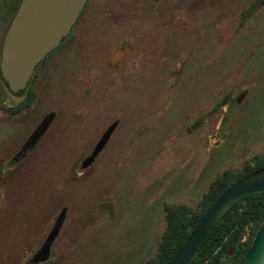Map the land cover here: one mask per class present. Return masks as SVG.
Returning a JSON list of instances; mask_svg holds the SVG:
<instances>
[{"label":"rangeland","instance_id":"374dc122","mask_svg":"<svg viewBox=\"0 0 264 264\" xmlns=\"http://www.w3.org/2000/svg\"><path fill=\"white\" fill-rule=\"evenodd\" d=\"M17 1L0 0V31ZM90 1L76 34L60 44L63 77L53 75L49 92L40 87L30 109L27 128L47 111L56 116L29 173L0 182V264H26L62 206L59 240L39 264H142L155 256L165 204L197 208L211 181L264 154V5L242 18L253 0ZM92 14L99 29L80 34ZM93 45L123 65L111 79L96 73L104 55ZM79 49L93 67L80 65ZM66 74H76V85L64 96ZM115 119L107 143L82 168ZM15 132L1 126L0 151L15 148ZM3 163L0 173L11 171ZM26 225L29 248L20 240Z\"/></svg>","mask_w":264,"mask_h":264},{"label":"water","instance_id":"95a60500","mask_svg":"<svg viewBox=\"0 0 264 264\" xmlns=\"http://www.w3.org/2000/svg\"><path fill=\"white\" fill-rule=\"evenodd\" d=\"M87 0H20L5 32L0 58V71L5 84L14 93L26 86L35 65L51 51L68 33ZM236 98L238 104L244 96ZM54 116L46 114L34 127L15 155L16 160L25 156L43 135ZM116 123L110 124L101 134L91 152L80 166H89L107 142ZM264 191V168L251 171L227 186L206 210L181 247L167 264H186L205 234L242 195ZM66 213L63 207L54 220L48 235L26 264H36L48 259L50 246ZM237 264H264V218L251 244Z\"/></svg>","mask_w":264,"mask_h":264},{"label":"trees","instance_id":"16d2710c","mask_svg":"<svg viewBox=\"0 0 264 264\" xmlns=\"http://www.w3.org/2000/svg\"><path fill=\"white\" fill-rule=\"evenodd\" d=\"M19 1L14 5L13 12ZM262 5L264 0H253L240 12L241 17H247ZM223 103L222 99L215 107ZM261 168H264V154L245 162L237 172L224 171L209 183L197 208L185 204H165V224L155 256L142 264H167L218 195L237 179ZM263 218L264 191L242 195L205 234L186 264H237L248 250Z\"/></svg>","mask_w":264,"mask_h":264},{"label":"flooded vegetation","instance_id":"af4514ba","mask_svg":"<svg viewBox=\"0 0 264 264\" xmlns=\"http://www.w3.org/2000/svg\"><path fill=\"white\" fill-rule=\"evenodd\" d=\"M90 2H91L90 0H87L86 1V3L84 4V7L82 8L81 12L77 16L76 20L74 21V23L72 24L70 30L64 36V38H62L60 40V42L56 45V47H54L51 51H49L43 57V59L41 61H39L35 65L34 70L31 73V76H30V78H29L26 86L22 90V92H20L18 94L12 92L8 88V86L5 84V82L3 80V77H2V74H1V71H0V129H1V126L2 125L12 126V127H14L16 129V132L14 133L13 136H19L20 137L19 140L15 144H13V146L15 148H13L12 151H11V148H9V145L5 149L3 147L2 151H0V162L1 161L4 162L3 163V167L5 168V170L11 169V171L7 172L8 174L7 173H4V174H1L0 173V182L2 180L4 182H7V180H5V179H11L12 177L15 178V175H16L17 172L21 175V177L28 175V173H29V165H30L29 163H30L31 158H32L31 157V153L35 149V147L38 145V143L40 142V140L45 136V134L47 133V131L49 129V126L51 125L52 121L54 120V118L56 116V113L54 111H52V110L47 111L46 113H44L42 115L41 119L46 114H48L50 112H53L54 113V116H53L50 124L48 125L47 129L45 130V132L43 133V135L40 137V139L36 143V145L30 151H28L25 154L24 157L16 160V158H15L16 153L18 152V150L20 149V147L22 146L23 142L26 140V138L28 137V135L34 129V127L41 120L40 119L34 127L31 126V127L27 128V126L31 124L29 122L30 119H31V114H30L31 113V110L30 109L32 107L33 101L37 99L39 91H41L40 90V87L45 86V88L49 92L52 89L53 85L55 84L54 83V79L55 78L53 77V75L55 73H57V75L61 73V76L63 77L64 67H65V62H64L65 58H64V54L61 52V49H62V46L61 45L63 44V43L61 44V42L63 41V39H65L69 35V33H71V32L74 31V34H76V32H77L76 25H77L78 22L81 21V18L83 17V14L86 13L88 11V9H90V6H89V4H91ZM92 10H94V7H93ZM14 12H12L9 15V17L3 22L4 25H3V28L0 31V58H1V48H2L3 38H4V35H5V32H6L8 26L10 24V21H11V19L13 17ZM94 23H97L98 24V27L94 26L95 25ZM101 23L102 22L99 19V17L97 15H95V14H92V26L91 27H88L83 32H81L80 34L86 33L89 30L95 31L96 29H99V24H101ZM77 35H74V37L70 41L72 43L69 42V44L67 45V47L69 46L71 48V51L72 52L76 50V48H77L76 47V42L80 40V39H78L76 37ZM95 40H96V43H98L99 41H101V43H102V40L101 39L95 38ZM97 48H99V51L104 55V57L101 59V64L96 68V70H97L96 73L101 76V75H103L104 73L107 72L108 78L111 79L112 77H114L115 74H118L119 71H121V67H123V65L119 66L118 65L119 63H118L117 60L116 61H113V57L111 56L112 54L110 52L106 51L105 48H103L101 46L93 45L90 49H97ZM85 53H86V51H83L82 52L79 49V51H76V54H77L76 59L80 58V56L82 54V57L84 59L82 60V63H80V65L81 64L82 65H86V63H88V64H90V66H92L93 62H90V61L87 60ZM73 60H74V58H73ZM48 64H50V65H52V64L54 65L55 64V69L57 71H55V69L52 68L50 71L48 70V72H45V74L43 75V72H41V69H45V67ZM108 64H110L111 67H109ZM39 65H42V67L39 70H37L38 67H39ZM75 65H76V67L77 66H80V65H77L76 64V60L74 61L73 66H75ZM85 69H86V67H81L80 66V71L85 70ZM110 74L112 75L111 77H110ZM72 75H74V76L71 77V76H69V74H66V76L64 78L65 85L66 86L68 85L67 88L64 91V93H65L64 96H66V94L68 93L69 86L76 85V74H72ZM72 78H74V80H73L74 82L71 83L70 80ZM50 86H51V89H50ZM57 87H59V86L57 85ZM9 99L14 100V102L12 101V103H6V100H9ZM92 101H93V96L91 97V100H90L91 105H92ZM114 122L116 123V125H115V127L113 129V131H114L115 128L117 127L118 123H119V120L118 119H115L112 122H110L106 126V128L102 131V133L107 129V127L110 124H112ZM112 132H111V134H112ZM101 134H100V136H101ZM111 134H110V136H111ZM100 136H99V138H100ZM98 139L96 140V142L98 141ZM95 143H94V145H95ZM93 146H92V148H93ZM92 148H91V150H92ZM91 150H90V152H91ZM82 159L80 160V163H81ZM27 163L29 165H27ZM23 165H24V169L22 170L19 167H21ZM63 207H65V206H62L60 208V210ZM28 213H30V211H28ZM55 218H56V216L54 217L51 225L43 233V236L40 239L39 246L41 245V243L44 241V239L48 235L50 229L52 228V225L54 223ZM65 218H66V213H65V216H64V220H63V222H62V224H61V226H60V228H59V230H58L55 238L53 239V241L51 243L50 253H49L48 259L51 257V255L53 253V245H55V243L59 240V237H60L59 234H60V231H61L62 226L64 224ZM32 235H33V231H32L31 226L30 225H26L25 226V234H24V237H23L24 239H20V238L19 239L22 240L23 243H24V245H26L29 248L31 246V244H32ZM36 249H34V250H31L30 249V253H29L30 254V257L36 251ZM39 263H41V262H38L36 264H39Z\"/></svg>","mask_w":264,"mask_h":264}]
</instances>
